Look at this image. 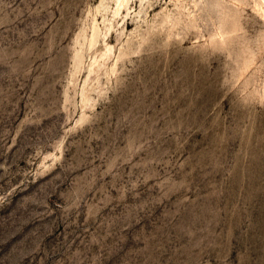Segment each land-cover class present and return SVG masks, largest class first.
<instances>
[{
    "label": "rangeland",
    "instance_id": "374dc122",
    "mask_svg": "<svg viewBox=\"0 0 264 264\" xmlns=\"http://www.w3.org/2000/svg\"><path fill=\"white\" fill-rule=\"evenodd\" d=\"M0 0V264H264V4Z\"/></svg>",
    "mask_w": 264,
    "mask_h": 264
},
{
    "label": "bare ground",
    "instance_id": "6f19581e",
    "mask_svg": "<svg viewBox=\"0 0 264 264\" xmlns=\"http://www.w3.org/2000/svg\"><path fill=\"white\" fill-rule=\"evenodd\" d=\"M262 4H264V0H258L256 6L261 8Z\"/></svg>",
    "mask_w": 264,
    "mask_h": 264
}]
</instances>
